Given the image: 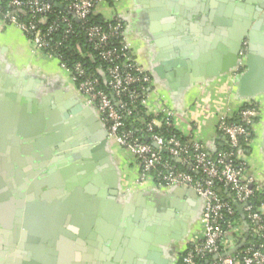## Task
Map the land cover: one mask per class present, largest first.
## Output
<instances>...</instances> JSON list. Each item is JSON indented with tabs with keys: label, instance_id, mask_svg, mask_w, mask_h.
I'll return each instance as SVG.
<instances>
[{
	"label": "crops",
	"instance_id": "crops-1",
	"mask_svg": "<svg viewBox=\"0 0 264 264\" xmlns=\"http://www.w3.org/2000/svg\"><path fill=\"white\" fill-rule=\"evenodd\" d=\"M249 1L118 0L108 11L150 74L151 97L179 112L183 132L208 153L226 143L217 131L223 111L259 106L240 155L264 189V24L250 28L252 73L235 87L247 64L236 45L256 14L242 5L260 7L253 21H264V0ZM236 60L237 73L223 77ZM174 95H183L178 104ZM197 101L191 129L187 113ZM84 104L59 63L0 19V222L10 228L0 264H178L202 235L205 202L178 187L140 184V168Z\"/></svg>",
	"mask_w": 264,
	"mask_h": 264
},
{
	"label": "built area",
	"instance_id": "built-area-1",
	"mask_svg": "<svg viewBox=\"0 0 264 264\" xmlns=\"http://www.w3.org/2000/svg\"><path fill=\"white\" fill-rule=\"evenodd\" d=\"M64 2L59 3L67 7L64 11L73 19L64 14H54L49 23L53 6L41 0H9L10 10L3 13L0 19L22 30L33 52L44 54L46 58L59 63L85 105L92 108L106 125L110 141L140 168V184H154L161 188L186 186L194 189L204 200L200 220L202 235L190 242L191 248L185 252L184 264H202L206 261H209L208 264H264V252L255 250L253 245L229 254L242 242L247 232L253 238H264V203L259 207L253 204L255 192L264 194V189L248 176L246 161L240 155L243 145L247 147L252 142V126L259 118V106L252 104L231 114L225 111L220 114L217 131L232 151L221 152L212 158L193 133L187 135L183 132L181 114L163 97H151V76L134 59L125 39L122 20L116 14L109 13L108 0ZM1 8L2 0L0 14ZM91 15L103 17L108 29L88 25ZM73 20L86 26L85 35L93 43L96 56L106 69L94 72L82 61L70 66L63 61V44L75 34ZM61 24L64 25L62 28ZM60 29L59 38L54 41V34ZM113 39H121V50L108 48ZM76 52L83 61L96 58L92 53L83 52L78 44ZM202 105L201 101H197L194 112L187 113L188 119L191 116L194 118L196 110ZM233 117L236 120L230 121ZM128 119L146 132L151 144L143 142L127 128ZM192 122L188 123L194 129ZM172 127L186 140L182 141L177 135L166 138L163 131ZM153 144H157L158 148ZM164 152L186 167L187 171L166 159ZM192 172L202 177L197 178ZM215 183L228 190L234 201L242 206L248 221L246 232L244 220L235 218V205L234 208L220 196L214 189ZM215 256L218 259L214 260Z\"/></svg>",
	"mask_w": 264,
	"mask_h": 264
},
{
	"label": "trees",
	"instance_id": "trees-1",
	"mask_svg": "<svg viewBox=\"0 0 264 264\" xmlns=\"http://www.w3.org/2000/svg\"><path fill=\"white\" fill-rule=\"evenodd\" d=\"M41 1H45V0H41ZM55 2H60V3H65L64 0H53ZM118 0H108L109 5L110 6H114L115 2ZM10 10L9 7V0H2V8H1V14H0V18L3 17V13H5L6 11ZM54 14H64L66 15L69 19H73V17L68 14L67 12H65L64 10L58 9L53 7L52 9V13L49 17V23L51 22V20L53 19ZM73 25L75 28V34L71 37L68 38V40L65 41V43L63 44V48L61 50V52H63V57H64V62L67 65H73L76 62L82 61V63L84 65H86L87 67H91V69L96 72L97 70H104L106 69L105 64H103L101 61H99V59L96 56V52L93 49V43L89 42L88 38L85 35V27L82 24L78 23L77 21L73 20ZM88 25H96V26H101L103 29H108V25L105 22V20L103 19V17L101 16H94L91 15L89 17V23ZM64 25L61 24L62 28ZM122 26L123 29L125 30V25L122 22ZM61 29L60 31L57 32V34H54V41H56V38H59ZM77 44L81 47L83 52H88V53H92L96 58L93 61H89V60H81L79 54H77L76 52V46ZM123 47L122 43H121V39H113L111 40L108 48H116L121 50V48ZM236 120V117H233L230 121ZM106 126V125H105ZM126 126L127 128L131 129L135 136L140 138L143 142L149 143L151 144V141H146V138L148 137V135L146 134L145 131L142 130V128L136 124H134L131 120H127L126 121ZM156 132H159L158 130H156ZM164 136L166 138H169L171 135H177L178 138H180L182 141H185L186 139L184 137L181 136V134L179 132H177L173 127L171 129L168 128V130L163 131ZM244 147L242 148V150H244L245 148L248 149L245 145H243ZM241 150V151H242ZM225 151H232L229 146L225 143L223 147L220 148V150L216 153V154H210V156L212 158H216V156L221 153V152H225ZM236 153V152H235ZM164 157L168 160H171L178 168L187 171V168L184 167L183 165H181L180 163H178L177 161L173 160L169 154L167 153H163ZM234 159L236 160L235 156ZM237 163H239V161H236ZM192 174L197 177V178H201L202 176L200 174L194 173L192 172ZM219 188H222V186L218 183H215L214 185V189L216 191H218ZM220 196L225 199L226 201L230 202L232 204V206L234 207V198H229L227 195H224L223 193L220 194ZM264 203V194L263 193H259V192H255L254 197H253V204L255 205V207H259L260 205H262ZM235 208V207H234ZM236 210V219L239 220H243L242 215ZM247 221V219H246ZM248 222V221H247ZM245 244H243L242 242H240L237 245V250H242L243 248H245L247 245H253L255 250H260L262 252H264V238H262L261 236L257 237V238H253V236H249L247 241L245 242ZM191 248V246H189L187 248V250H189ZM184 256H185V252L183 253V255L181 256L178 264H184ZM202 264H206V262L202 263Z\"/></svg>",
	"mask_w": 264,
	"mask_h": 264
},
{
	"label": "water",
	"instance_id": "water-1",
	"mask_svg": "<svg viewBox=\"0 0 264 264\" xmlns=\"http://www.w3.org/2000/svg\"><path fill=\"white\" fill-rule=\"evenodd\" d=\"M48 4H50V5H52L53 7H55V8H58V9H61V10H67V7H65L64 5H62V4H60L59 2H55V1H53V0H45ZM246 2H248V3H250V1L249 0H246ZM260 3V2H259ZM262 4V3H261ZM243 7H246V9H247V7H248V12L250 13V11L251 10H255L256 11V14H255V16L253 17V16H251V15H249L248 16V19L249 20H247V21H245L244 22V31H243V33L240 35V41L239 42H237V45H236V48H238V50H237V52H236V57H241V56H243L244 57V60H245V62L247 63L246 64V70L244 71V72H242L241 74H239V75H237L236 76V79H235V87H239V86H241V84H242V81H243V79H245L246 77H248L249 75H251V73H252V66H251V62H252V50H253V47H252V33L254 32L253 30L254 29H257V28H259L260 26H262V24H264V21L262 20V19H260V20H258L257 22H254L255 21V19H258V14H259V12H261V8L260 7H257L256 8V6H247V4H245V5H242ZM250 7V8H249ZM252 7V8H251ZM170 8V7H169ZM248 12H246V13H248ZM253 19H254V21H253ZM253 27V30H251L250 31V28H252ZM249 29V30H248ZM248 30V31H247ZM246 39L250 42L248 45H247V53L245 52V49H244V46H245V42H246ZM196 53V52H195ZM244 54V55H243ZM185 56V55H184ZM236 57L234 58V59H236ZM243 59L241 58V61H242ZM237 61V60H236ZM236 61H233L232 63V66L231 67H229L227 70H225L224 72H223V74H222V76L223 77H225V76H228V75H230L231 73H237V71H238V61L236 62ZM181 63V62H180ZM185 84V83H184ZM187 90V89H186ZM185 90V91H186ZM184 91V92H185ZM180 95H174L173 96V98L175 99L174 101H175V103L176 104H178V102H179V100L182 98V96L183 95H181V97H179ZM254 97V96H253ZM252 98V97H251ZM85 105V104H84ZM86 106V105H85ZM87 107V106H86ZM89 108V107H88ZM18 134L19 135H21V136H23V137H25V135H23V133H21V132H18ZM106 134H107V138H108V132H106ZM146 141H149V137H147L146 138ZM153 146L155 147V148H158V145L157 144H153ZM188 169H190V168H188ZM177 192H180V191H184V192H187V191H189L191 194H193V195H195L196 197H199L198 196V194H197V192L194 190V189H192V188H189V187H186V186H182V187H178V189H175ZM218 192L221 194V193H223L224 195H227L229 198H232V195H231V193L228 191V190H223L222 188H219L218 189ZM200 198V197H199ZM204 201V200H203ZM234 203V205H235V207L237 208V210H238V212L242 215V217H243V220H244V224H245V226H246V228H247V230H248V222L246 221V219H245V216H244V214H243V209H242V206L238 203V202H236V201H234L233 202ZM248 232L245 234V236H244V239L242 240V243L243 244H245V242L247 241V239H248ZM0 242H3V240H2V238L0 239ZM237 250V247L236 248H234V249H232V250H230L229 251V254H232L234 251H236ZM214 260L215 259H218V257L217 256H215L214 258H213ZM1 262V261H0ZM209 263V261H206V264H208Z\"/></svg>",
	"mask_w": 264,
	"mask_h": 264
},
{
	"label": "flooded vegetation",
	"instance_id": "flooded-vegetation-1",
	"mask_svg": "<svg viewBox=\"0 0 264 264\" xmlns=\"http://www.w3.org/2000/svg\"><path fill=\"white\" fill-rule=\"evenodd\" d=\"M182 33H184V32H182ZM241 70V69H240ZM16 226H18L19 224H18V222L16 221V224H15ZM1 228H4V224L2 223V221L0 222V239L2 238L1 237V234L4 236V239H5V241L6 240H9L10 238V236L7 238V237H5V236H8L7 235V233H10V228H8L7 230H4V229H1ZM3 231H5L4 233H3ZM2 242H0V250H2ZM2 257H4V255L1 253V251H0V261H2L4 258H2ZM5 260V259H4ZM5 262H7V260H5Z\"/></svg>",
	"mask_w": 264,
	"mask_h": 264
},
{
	"label": "rangeland",
	"instance_id": "rangeland-1",
	"mask_svg": "<svg viewBox=\"0 0 264 264\" xmlns=\"http://www.w3.org/2000/svg\"><path fill=\"white\" fill-rule=\"evenodd\" d=\"M11 242V241H8V243Z\"/></svg>",
	"mask_w": 264,
	"mask_h": 264
}]
</instances>
